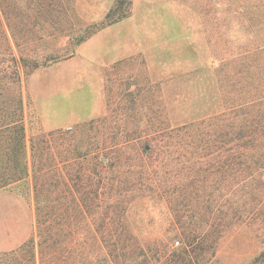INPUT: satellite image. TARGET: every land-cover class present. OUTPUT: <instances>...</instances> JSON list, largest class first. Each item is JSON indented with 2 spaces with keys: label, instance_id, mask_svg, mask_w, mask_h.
Returning a JSON list of instances; mask_svg holds the SVG:
<instances>
[{
  "label": "rangeland",
  "instance_id": "374dc122",
  "mask_svg": "<svg viewBox=\"0 0 264 264\" xmlns=\"http://www.w3.org/2000/svg\"><path fill=\"white\" fill-rule=\"evenodd\" d=\"M118 1H0V124L23 117L36 154L28 179L0 188V264H29L30 249L10 252L31 238L40 264L33 171L43 217L59 229L50 264L81 260L68 242L80 236L106 241L90 262L264 264V0ZM117 4L127 14L106 19ZM59 93L80 102L48 100L42 112ZM68 113L66 125L45 122ZM9 128L5 179L26 175ZM92 171L102 201L80 200L83 215L76 200L95 189L84 182Z\"/></svg>",
  "mask_w": 264,
  "mask_h": 264
},
{
  "label": "trees",
  "instance_id": "16d2710c",
  "mask_svg": "<svg viewBox=\"0 0 264 264\" xmlns=\"http://www.w3.org/2000/svg\"><path fill=\"white\" fill-rule=\"evenodd\" d=\"M1 1V0H0ZM119 0L118 2L120 3ZM1 6V5H0ZM1 8H3L1 6ZM4 9V8H3ZM3 11L4 14V18L5 21L7 23V25L10 26V23L8 21V11L5 12ZM114 14L116 15V19L118 18H122L124 17L127 12L125 10H121L117 5H115V8H113L109 13H107V15L105 16L106 19L110 18V16ZM112 21V20H111ZM87 35L83 36L80 38L83 39L85 38ZM8 54L10 56H12V59L15 60V57L13 56V53L10 51L8 52ZM37 65L34 64V66L32 65V69L34 67H36ZM16 75L18 74V70L15 71ZM18 92L17 95L15 97V102L17 104V108L19 109V111L21 112V114L23 113L24 110V95H23V91H22V84L20 81V75L18 74ZM0 124V130L2 129H8L9 127V131H12V133H14V135H12V137H10L11 141L16 142V144L18 145V147L21 149L22 152V159H23V164H24V168H23V172L24 176L21 175H11L10 177H6V179L4 178L5 176H0V188L6 187L9 184H12V182H15L17 180H21V179H28V174H27V168H28V157H30L31 159V164L34 166L36 163V154H35V144H34V137L35 135H30L29 137V150H30V155L28 156L27 153V147H26V133H25V126L23 123V117H20L18 119L12 118L10 117V119L8 117H3V120H1ZM55 132H46V133H42V136L44 137H49L52 136V134H54ZM34 170V168H33ZM35 171H33V185H32V189H33V197L34 200L37 204L36 207V236L38 238V242H37V246L39 248L38 250V254L40 255V264H50L51 260H54V257L52 258V256L49 257L50 253H48L46 250L50 249L51 246H53L56 243V239L53 238L54 234H58L59 235V229L57 231L52 230V228H55L53 223H46V219L43 217V213L38 205V203H40V199H41V195H42V183L41 181V177H40V172L39 173H34ZM103 178L100 177V175L98 176L97 173H95L94 171H92L91 173H89V175L85 176V183L86 181L89 183H94L96 184V187L94 190H90V191H86L83 190L81 191V195H80V199L76 200V205L77 207L79 206L78 211L80 212V214L82 213L84 215V209H83V205L81 203L80 200H87L90 199L92 197V201L95 203V205H99V202L102 201L101 199V192L100 189L98 187V183L101 182ZM95 181V182H94ZM89 183H86L87 185ZM82 225V224H81ZM68 229H71V225L68 224V227H66V229H64V232H67ZM68 242L71 245H74V249L77 248L76 245H78L79 249L81 250L82 256H81V260H76L78 253L75 252L74 256L72 254V259H66L65 262L67 260H70V264H104L103 262L105 261V259H98L97 257L93 258L92 257V262H90L88 260V254H89V250L93 251H103L105 248L104 243L106 241L99 239L98 237H92L91 238H85L80 236L77 239H68ZM117 240H114V243H116ZM121 247H125V244H123L121 241ZM118 244V243H117ZM35 244H34V239L31 238L28 242H24L21 246H19L18 248L14 249L13 251L10 252V254L14 257L22 256L21 253H23L24 250H26L27 248L30 249V252H28V258L26 259L28 261L29 264H36V253L34 251ZM71 246L68 247V249L66 248V250H71ZM95 249V250H94ZM27 251V250H26ZM47 254V255H46ZM1 256H7L9 255L8 252H3L0 254ZM52 255V254H51ZM90 256V254H89ZM45 257V259H44ZM19 258H16L15 261H18ZM78 261V262H77ZM77 262V263H74ZM17 264H21V262H17Z\"/></svg>",
  "mask_w": 264,
  "mask_h": 264
},
{
  "label": "crops",
  "instance_id": "0c3cea01",
  "mask_svg": "<svg viewBox=\"0 0 264 264\" xmlns=\"http://www.w3.org/2000/svg\"><path fill=\"white\" fill-rule=\"evenodd\" d=\"M86 44V43H85ZM82 46H84V43H83V45H81V48H82ZM71 58H73V59H71V60H67V61H65V62H63V63H61V64H63V68H65L66 66H67V64H69V62H72L73 60H74V58L75 57H71ZM64 94H62V93H59V94H55V95H51L49 98H47L43 103H42V105H41V111L43 112V111H45L44 110V103L46 102V101H48V100H52V99H54V100H58V101H62V99L65 97V98H67V99H69V101H70V103H69V105L68 106H71V107H75V104H77L76 102H80L79 101V98H77V96H79V94L78 95H74L73 93H67V95H64ZM89 100H87V101H89V103L90 104H92V106H96V98H95V96L92 98H88ZM94 100V101H93ZM86 101V102H87ZM51 102V101H50ZM83 102V101H82ZM51 105H54L52 102H51ZM64 105H63V103H62V107H63ZM93 108V107H92ZM95 109H96V107L95 108H93V109H91L90 110V112L88 113V114H86L87 113V111L86 110H84V118H88V117H90L91 115H92V113H94L95 112ZM62 111H63V109H62ZM62 111H60L59 110V113H58V117L60 116V114L62 113ZM70 111H73V109L72 108H70ZM86 112V113H85ZM65 113V112H64ZM69 115L68 116H65V119H64V121H56L55 120V117H54V115H52V118L54 119V120H51V118H50V116H47L46 115V118H45V122H46V124L47 125H49L50 127H58V126H63V125H66L67 123H69L70 121H71V118L72 117H75V114L74 113H68ZM74 114V115H73ZM72 116V117H71ZM48 121H50V122H48Z\"/></svg>",
  "mask_w": 264,
  "mask_h": 264
}]
</instances>
